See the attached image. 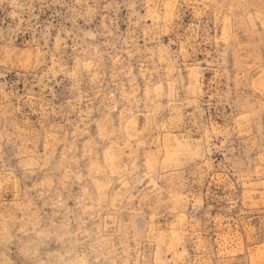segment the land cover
<instances>
[{"label": "clouds", "instance_id": "9594fccd", "mask_svg": "<svg viewBox=\"0 0 264 264\" xmlns=\"http://www.w3.org/2000/svg\"><path fill=\"white\" fill-rule=\"evenodd\" d=\"M0 264H264V0H0Z\"/></svg>", "mask_w": 264, "mask_h": 264}]
</instances>
